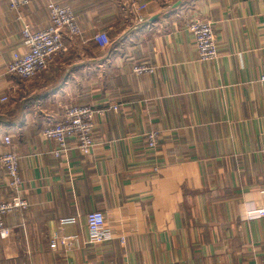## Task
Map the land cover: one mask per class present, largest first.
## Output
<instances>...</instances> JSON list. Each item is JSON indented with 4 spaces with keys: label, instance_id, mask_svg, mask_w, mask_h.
I'll use <instances>...</instances> for the list:
<instances>
[{
    "label": "crops",
    "instance_id": "obj_1",
    "mask_svg": "<svg viewBox=\"0 0 264 264\" xmlns=\"http://www.w3.org/2000/svg\"><path fill=\"white\" fill-rule=\"evenodd\" d=\"M56 1L80 33L21 79L6 64L25 50L24 23L48 24V0L19 12L0 0V151L10 135L28 201L5 216L0 264H264V215H250L264 209V0ZM196 16L212 21L214 60L198 58L187 27ZM138 61L153 71L134 73ZM69 104L97 110L94 143L83 155L69 140L55 156L40 129ZM9 195L0 168V201ZM91 210L110 232L100 243L88 242ZM54 231L75 243L51 248Z\"/></svg>",
    "mask_w": 264,
    "mask_h": 264
},
{
    "label": "built area",
    "instance_id": "obj_2",
    "mask_svg": "<svg viewBox=\"0 0 264 264\" xmlns=\"http://www.w3.org/2000/svg\"><path fill=\"white\" fill-rule=\"evenodd\" d=\"M29 0H8L9 8L19 12L21 7ZM49 22L39 29H32L28 23H24L20 29L21 42L25 48L22 52H14L6 64V72L21 79L33 77L45 71L54 56L61 54L65 49L64 38L66 35L75 36L80 33L77 18L70 6L61 4L56 0H48L46 4ZM144 7L143 4L139 5ZM138 21L142 17L138 16ZM188 29L193 34L194 46L200 60H214L218 57L217 36L208 18L193 17L187 23ZM93 38L103 46L109 43L105 31L95 32ZM154 67L146 61H138L132 64V71L136 74L151 73ZM264 83V72L258 79ZM6 95L0 96V103L7 100ZM95 108L87 104H69L65 106L62 117L55 122L47 123L40 129V135L45 139L53 140L56 148L52 149L55 156L68 150V141L74 143V147L80 154L90 153L93 146V128ZM158 132L149 130L145 133V141L149 147H154L158 141ZM4 147L0 151V168L7 176V186L10 191L8 198L0 201V237L9 236L11 228L5 223V216L12 212H21L28 206L27 199L21 194V177L19 171V156L12 150L10 135L3 136ZM251 216L264 215V209L252 211ZM73 217L62 218V222L73 221ZM86 226L88 230V242L100 243L105 241L110 232L105 225L102 211L91 210L86 214ZM75 243L74 235L59 234L54 231L50 236L51 248H70Z\"/></svg>",
    "mask_w": 264,
    "mask_h": 264
}]
</instances>
